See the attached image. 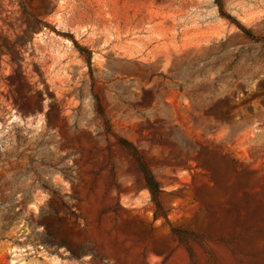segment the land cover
<instances>
[{"label":"rangeland","instance_id":"obj_1","mask_svg":"<svg viewBox=\"0 0 264 264\" xmlns=\"http://www.w3.org/2000/svg\"><path fill=\"white\" fill-rule=\"evenodd\" d=\"M0 264H264V0H0Z\"/></svg>","mask_w":264,"mask_h":264},{"label":"trees","instance_id":"obj_2","mask_svg":"<svg viewBox=\"0 0 264 264\" xmlns=\"http://www.w3.org/2000/svg\"><path fill=\"white\" fill-rule=\"evenodd\" d=\"M141 173L143 176V180L146 184V187L151 195L152 201L155 204V215H163L159 202H158V194L160 193V188L154 178L151 176L150 172L146 169L145 166L140 165Z\"/></svg>","mask_w":264,"mask_h":264}]
</instances>
